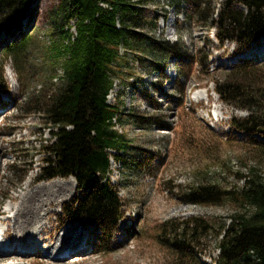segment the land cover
Masks as SVG:
<instances>
[{
  "label": "rangeland",
  "instance_id": "374dc122",
  "mask_svg": "<svg viewBox=\"0 0 264 264\" xmlns=\"http://www.w3.org/2000/svg\"><path fill=\"white\" fill-rule=\"evenodd\" d=\"M65 1L25 0L19 27L17 22L0 24V249L3 243L15 246L12 255H0V264H216L217 233L240 206L232 199L215 205L189 204L182 195L198 183L215 182L224 189L241 186L240 176L251 173L264 180V150H259L264 149V139L235 127L234 121L248 112L223 103L213 92V81L235 68L238 51L234 42L216 39L209 15L213 12L215 19L226 2L233 5L234 0H206L200 15L184 2L175 6L155 0L143 7L142 28L136 30L156 41L174 43L180 37L176 48L186 56L179 65L173 57L165 65L157 60L156 68L148 54L137 61L126 53L122 62L126 69L114 78L107 102L118 106L119 120H114L113 128L129 143L132 157L119 152V159L110 160L108 178L122 207L109 237L96 226L65 218L63 207L81 192L72 177L45 179L43 170L49 157L43 145L50 144V134L38 109L61 74L51 46L69 27L73 31V22L63 18ZM6 12L1 4L0 17ZM25 37L29 38L25 55L15 66L4 55V46ZM252 45L251 49L261 46L264 51V36ZM249 52L247 65L264 74V54L259 58ZM42 187L65 189L64 198L42 206L26 244L19 245L13 232L17 208L24 195ZM192 218L205 221L207 227L182 250L172 249L169 243ZM43 228L45 235L38 236ZM75 230L73 248L83 237L91 245L82 255L56 259L68 243L50 250L47 245ZM27 249L28 255L19 253Z\"/></svg>",
  "mask_w": 264,
  "mask_h": 264
},
{
  "label": "trees",
  "instance_id": "16d2710c",
  "mask_svg": "<svg viewBox=\"0 0 264 264\" xmlns=\"http://www.w3.org/2000/svg\"><path fill=\"white\" fill-rule=\"evenodd\" d=\"M153 1L66 0L62 6L63 18L67 23L73 22V31L69 27L51 46L61 74L56 75L57 83L44 94L43 105L38 109L44 114L50 134V144L43 145L49 156L43 169L45 179L72 177L81 192L70 205L63 207L65 218L96 226L107 237L112 235L122 207L118 192L108 178L110 160L119 159V152L132 157L129 143L113 128L120 113L118 106L107 102L114 78L126 69L122 65L126 53L137 61L148 54L153 58L151 66L156 68L170 57L179 65L186 56L176 48L181 44L180 37L174 43L156 41L136 30L142 28L139 19L143 7ZM166 1L175 6L184 2L195 15L202 13L206 3V0ZM234 2L231 5L227 1L215 19L211 12L210 25L216 29L214 35L218 41L234 42L236 50L242 52L264 36V0ZM1 4L7 12L0 17V24L17 22L15 26L18 25L25 0H1ZM239 5L244 10L236 7ZM28 43L29 38L25 37L4 46V55L20 66V57L25 55ZM247 62L239 60L233 70L222 72L213 81V92L223 103L248 112L246 117L234 121L235 127L264 139V74L250 68ZM259 150H264L263 146ZM240 178L241 186L224 189L215 182L198 183L190 185L182 195L189 204L215 205L232 199L240 206L217 233L216 264H264V180L255 173ZM206 227L201 219L185 221L170 247L182 250L187 240Z\"/></svg>",
  "mask_w": 264,
  "mask_h": 264
},
{
  "label": "bare ground",
  "instance_id": "6f19581e",
  "mask_svg": "<svg viewBox=\"0 0 264 264\" xmlns=\"http://www.w3.org/2000/svg\"><path fill=\"white\" fill-rule=\"evenodd\" d=\"M18 27H19V24H18ZM260 47H257L259 48V50H261L260 53L255 52V50L258 51L257 48H255V50L249 48V49H246L247 51L246 50L244 51L246 52L250 51L249 53L255 52V54H257L259 58H262L264 51ZM244 51L239 52V53L236 52V55L234 56L233 60H235L236 62L242 59L249 60L247 53ZM7 100L8 102H10L11 98L8 96ZM2 111L3 109H0V112ZM64 193H65V189L61 190L60 187H57L55 189H46L45 187L44 188L42 187L32 193L24 195L21 198V205L19 203V206L17 208V213L15 215L14 226H13L14 236L16 237L15 239H17V241L19 242V245L26 244L25 237L30 235L33 229L35 228L34 224L38 221L39 212L42 210L41 209L42 206L47 205L51 202L61 201L64 198ZM43 231H44V228L41 231H39L37 235L38 236L40 235L42 237L43 235H45ZM4 233H9V232L6 230V232ZM76 236H77L76 230L74 231V234H71L69 236L67 234H63V236L61 235V237H58L55 244L47 245L46 248L48 250H50V248L56 249L57 247H60V246L62 247L63 244L65 245L66 243H68L67 245H65L66 247L64 248V250H61L59 253H56L55 255L57 257L56 259L64 260L65 258L68 257V255H71V254H73L74 256H77L80 254L82 255V253L86 249H88V247L91 245L92 242L89 243L88 237H83L80 239L79 244L73 248V246H71V243H73V240ZM67 239H70V240L68 241ZM34 242L36 243V241ZM34 242H33L34 246H37L38 244L37 243L35 244ZM41 243H43V241H41ZM12 247H13V250H12ZM14 250H15L14 243L12 245L3 243L0 249V255H12L14 253ZM30 252L31 250L29 249H27L26 251H19L20 254H24V255H28Z\"/></svg>",
  "mask_w": 264,
  "mask_h": 264
},
{
  "label": "water",
  "instance_id": "95a60500",
  "mask_svg": "<svg viewBox=\"0 0 264 264\" xmlns=\"http://www.w3.org/2000/svg\"><path fill=\"white\" fill-rule=\"evenodd\" d=\"M259 132H261V130L259 129Z\"/></svg>",
  "mask_w": 264,
  "mask_h": 264
}]
</instances>
